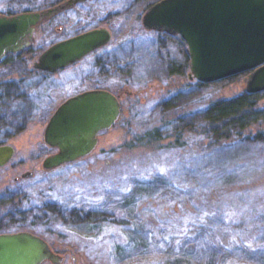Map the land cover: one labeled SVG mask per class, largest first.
<instances>
[{
	"label": "rangeland",
	"instance_id": "1",
	"mask_svg": "<svg viewBox=\"0 0 264 264\" xmlns=\"http://www.w3.org/2000/svg\"><path fill=\"white\" fill-rule=\"evenodd\" d=\"M57 1L0 0V13ZM155 1L85 0L39 34L38 53L93 26L112 29L107 45L55 73L28 74L31 59H15L0 69V81L6 80L0 86V115L6 121L0 123V140L15 147L0 167V188L18 183L33 195L29 202L18 196L19 217L33 222L32 230L64 254L60 264H164L165 257L176 264H205L215 254L218 264H264V140L257 138L264 122L245 131L249 138L223 147L210 144L201 127L185 128L177 140L173 126L179 117L180 126L197 120L213 100L245 91L249 74L201 87L188 77L187 67L192 92L174 97L177 86L168 89L156 35L142 22L148 3ZM126 65L128 72L116 70ZM22 75L34 79L18 85ZM94 86L119 93L118 121L99 133L89 155L44 170L49 149L43 129L51 111L63 98ZM20 93L27 97L17 102ZM258 106L264 108V96ZM51 202L54 206H45ZM90 209L100 210L99 216L88 218ZM1 210L3 215L6 209ZM189 240H199L197 248ZM181 246L186 255L177 258Z\"/></svg>",
	"mask_w": 264,
	"mask_h": 264
},
{
	"label": "water",
	"instance_id": "2",
	"mask_svg": "<svg viewBox=\"0 0 264 264\" xmlns=\"http://www.w3.org/2000/svg\"><path fill=\"white\" fill-rule=\"evenodd\" d=\"M85 0H63L38 10L0 13V60L33 42L37 24ZM146 29L180 35L187 45L190 79L211 83L249 72L246 91H264V0H158L143 13ZM112 33L94 27L47 47L37 68L55 72L109 43ZM122 111L120 97L105 87L89 88L67 98L45 129V140L57 151L42 166L55 169L90 154L98 134L113 126ZM15 153L0 144V167ZM32 173V171H30ZM31 173H23L27 176ZM60 264L63 255L29 230L0 232V264Z\"/></svg>",
	"mask_w": 264,
	"mask_h": 264
},
{
	"label": "trees",
	"instance_id": "3",
	"mask_svg": "<svg viewBox=\"0 0 264 264\" xmlns=\"http://www.w3.org/2000/svg\"><path fill=\"white\" fill-rule=\"evenodd\" d=\"M151 4L152 3H148V6H150ZM12 13L13 12H8L7 14ZM153 32L156 35L154 45L158 49H156L158 54L157 56L159 57L160 65H162L161 67H163V69L161 68V70L162 72H164L163 74H166V78L168 79V89L171 90V88H175L177 86V91L174 94V97L182 95H185L187 97L188 94L192 92L193 88L185 77V71L187 67H189V55L187 52L186 42L180 35H172L167 32L155 30H153ZM129 66L132 65L130 64ZM127 69H129L128 65H126V67L120 66L116 68L117 71H126ZM131 71L132 67L129 72ZM126 72H128V70ZM236 76L237 75L230 76L228 78L211 83L226 82L235 78ZM208 84L210 83L198 81V85L201 87ZM26 92H28L27 86ZM23 96L24 98L27 97V95L24 93ZM262 96H264V91L249 93L245 90L232 97L220 98L209 102L207 106L198 111V119L195 120L196 122L194 121V119H188L183 126H180L178 122L180 120L179 117L176 121L173 122V126L176 128L175 132H178L177 140H179V134H181L185 128L192 130L195 127H201L203 131L205 130V132L209 135L210 144H214L218 147H223L224 144H229L230 142H233V140L240 137L249 138L247 136H244L245 131L252 125H257L264 122V108L258 106V102L260 98H262ZM29 99L31 100L32 98ZM4 122H6L4 121V116L0 115V123L3 125ZM257 138L264 140V129H259ZM4 141L5 140H0V144L4 143ZM21 195L23 196L22 200H26L27 202L33 199V195L26 194V191H24V189L21 188L18 183H14V186L0 188V232L7 231L6 229L9 228L13 230L25 228L32 230L31 226L33 222H30L28 219L20 218V212L17 211V199L18 196ZM130 200L131 198L129 197L127 199V206L129 208L133 203L129 202ZM45 206L49 208V206H54V204L53 202H51L47 203ZM1 209H6L3 215H1ZM52 209H56V207ZM30 210L31 209H26L23 214H25L26 216L29 215L30 218ZM99 211L100 210L90 209L87 211L86 215L87 217H97L100 214ZM5 220L9 222L7 226H3L4 224H6ZM188 242L194 243L193 240H189ZM198 243L199 240L193 244L194 247ZM181 247V253L177 255V258H181L180 254L186 255V249L183 246ZM173 259V257H165L160 260L164 261V264H176ZM201 263L202 262H200L199 264ZM205 264H218V261L216 260V254L213 256V259L209 258L208 263Z\"/></svg>",
	"mask_w": 264,
	"mask_h": 264
},
{
	"label": "flooded vegetation",
	"instance_id": "4",
	"mask_svg": "<svg viewBox=\"0 0 264 264\" xmlns=\"http://www.w3.org/2000/svg\"><path fill=\"white\" fill-rule=\"evenodd\" d=\"M60 1H63V0H58L56 3H54L53 5H55V4H57V3H59ZM81 3H83V1H81V2H77L75 5H73L72 7H75L76 5H78V4H81ZM50 6H52V5H50ZM48 7V6H47ZM72 7H70V8H72ZM44 8V7H43ZM70 8H66V9H64V10H62V11H60V12H58L57 14H54L53 16H51V17H49L47 20H44V21H42V22H40L39 24H37L36 25V27H35V30H34V40H33V42H31L30 44H28L27 46H25L24 48H23V50H21L20 52H8V53H6L5 54V56L0 60V69H6V68H9L12 64H13V61L15 60V59H22V60H25V59H31V60H33L34 61V63H33V67H30V71H31V73H28V74H32V72L33 71H36V72H43V73H55V72H57V71H59L60 69H63V68H60V69H58L57 71H55V72H50V71H47V70H43V69H40V68H37L36 66H35V63H36V61H38V58H39V56H40V54L47 48V47H49L50 45H52L53 43H55V42H58V41H60V40H63V39H66V38H69V37H71V36H73V35H76V34H79V33H81V32H84V31H86V30H88V29H91V28H94V27H100V26H93V27H90V28H85L84 30H81V31H77V32H75L74 34H71V35H68V36H65V37H63V38H60V39H57V40H54L49 46H47L45 49H43L41 52H39L38 53V50H39V48H38V42H39V36L40 35H42L43 36V33H45L46 31H45V29L46 28H49L50 26H52V24H53V22L56 20V18L59 16V15H61L62 13H64V12H66L67 10H69ZM39 9H41V8H39ZM103 26V25H102ZM105 27H107L110 31H111V33H112V37H113V31H112V29L110 28V27H108V26H105ZM61 28L62 27H59V30H61ZM43 31H45V32H43ZM40 34V35H39ZM112 37H111V39H112ZM110 42V41H109ZM107 45V44H106ZM36 46H37V48H36ZM104 47V46H103ZM102 48V47H101ZM101 48H98V49H96V50H94V51H92V52H90L88 55H86L85 57L87 58L88 56H90L91 54H93V53H95V52H98ZM84 57V58H85ZM84 58H82V59H84ZM81 59V60H82ZM79 61V60H78ZM78 61H76V62H78ZM75 62V63H76ZM74 64V63H73ZM72 65V64H71ZM65 68V67H64ZM12 70H15V69H12ZM245 74H249V72H245ZM34 79L33 77L31 78V77H26L25 75H22L20 78H17V81H16V83L18 84V81L20 82V84H24L25 82L23 81L24 79ZM12 80H14V79H10V81H12ZM4 83H6V80H1L0 81V86L1 85H3ZM36 84H39V83H36ZM19 85V84H18ZM39 86V85H38ZM98 87H102V86H94V87H90V88H98ZM86 89H89V88H85V89H82V90H80V91H78V92H76V93H74V94H77V93H79V92H81V91H83V90H86ZM110 89V88H109ZM111 90V89H110ZM1 94V93H0ZM74 94H71V95H69V96H67V97H65V98H63L58 104H57V106L55 107V109L53 110V111H51V113H50V115H49V118H48V120H47V122H46V125H45V127H44V129H43V141H44V145H45V147L46 148H48L49 149V154H51V153H54V152H56L58 149H57V147H54V146H52V145H50L46 140H45V129H46V127H47V124H48V122H49V119H50V117L52 116V114L55 112V110L60 106V104L62 103V102H64L67 98H69L70 96H72V95H74ZM118 96H119V93H116ZM17 97H18V100H17V102H19V100H21V99H23L24 98V96H23V93H20L19 95H17ZM121 100V99H120ZM121 104H122V102H121ZM3 104H2V102L0 101V108H1V106H2ZM24 125H22L21 127L22 128H24L23 127ZM20 127V128H21ZM100 133V132H99ZM98 141H99V134H98ZM19 230H24V229H19ZM25 230H29V231H32V232H34V233H36V234H39L40 236H42L43 238H45L43 235H41L40 233H38V232H36V231H33V230H30V229H25ZM15 231V230H14ZM48 241V240H47ZM49 242V241H48ZM49 244L51 245V247H52V249L55 251V252H57V253H59V251L58 250H56V249H54V246H53V244L51 243V242H49ZM61 254V253H60ZM61 255H63V260H62V262L64 261V259H65V256H64V254H61ZM61 262V263H62ZM53 264L50 260H46V261H44V262H42L41 264Z\"/></svg>",
	"mask_w": 264,
	"mask_h": 264
}]
</instances>
